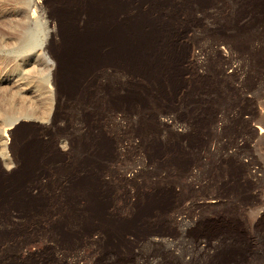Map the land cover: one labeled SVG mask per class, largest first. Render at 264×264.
Returning a JSON list of instances; mask_svg holds the SVG:
<instances>
[{
    "label": "rangeland",
    "instance_id": "rangeland-1",
    "mask_svg": "<svg viewBox=\"0 0 264 264\" xmlns=\"http://www.w3.org/2000/svg\"><path fill=\"white\" fill-rule=\"evenodd\" d=\"M21 2L0 0V264H190L167 251L264 264V0L112 2L141 62L95 63L60 37L71 11L94 27L86 0H40L58 34L55 95L41 58L28 56L36 77L16 76ZM113 67L125 78L106 108L98 85Z\"/></svg>",
    "mask_w": 264,
    "mask_h": 264
},
{
    "label": "bare ground",
    "instance_id": "bare-ground-1",
    "mask_svg": "<svg viewBox=\"0 0 264 264\" xmlns=\"http://www.w3.org/2000/svg\"><path fill=\"white\" fill-rule=\"evenodd\" d=\"M117 1L119 0H86V5L89 6L88 8L95 11L97 13L96 17V22L94 23V27H90L89 24L85 25L88 22V19L90 18L88 15V19H85L84 17H78V15L75 14V12L71 11V13L66 14V17L71 18V29L66 30L64 32L61 30V38L64 40L67 38V41L70 42V46L73 42L79 41L84 42L85 45L82 44V53L85 54L87 57H89L93 62H99L100 58H106V57H111L112 56L117 59L118 61H130L133 60L134 62H141L140 58H137L140 52V49L143 48L144 42L136 38V34L132 32V30H125L123 27H119V23L115 18H111L113 16L112 13V6L111 3H118ZM18 3V2H17ZM119 4V3H118ZM15 6V5H14ZM17 6V5H16ZM119 6V5H117ZM19 7L21 8V11L19 12L18 18L16 19L15 24L11 25L12 27V34L14 35L15 38V44H14V50L17 53L18 57H20V61L18 62L16 68L17 71L15 70L16 76H19V80L21 82L27 81L31 79L30 77L32 74L36 73V69L34 66H32V69L28 68V65L32 62H29L28 56L29 54L32 55L34 58L33 60L36 61V59L41 58L44 60V65L46 66L45 71H44V79L47 83V91L49 90V93H52V95H55V80H54V61L53 58L51 57L49 53V45L53 39V36L56 34L57 29L55 28V25L52 24L49 20V14L47 15V12L40 0H22L20 3ZM16 10V9H15ZM89 10V9H88ZM49 13V12H48ZM115 14V13H114ZM12 16V15H11ZM10 16V17H11ZM16 16V17H17ZM80 16V15H79ZM91 16V15H90ZM114 17V16H113ZM69 21V20H68ZM11 23V22H10ZM63 23V22H62ZM117 23V24H116ZM12 24V23H11ZM70 24V23H69ZM63 26V25H61ZM81 29H80V28ZM8 28V26H7ZM10 28V26H9ZM56 29V31H55ZM120 29V30H119ZM129 29V28H128ZM10 30V29H9ZM8 31V29H7ZM135 32V31H134ZM237 34L238 38H243L244 34L239 32L238 30L234 31ZM67 33L69 35H67ZM246 34V33H245ZM9 35V34H8ZM4 37V36H3ZM10 37V36H9ZM13 37V38H14ZM236 37V38H237ZM12 39V37H11ZM10 40V39H9ZM8 40V41H9ZM60 40V39H59ZM66 41V40H65ZM4 42V41H3ZM74 45V44H72ZM6 46V45H5ZM8 46V45H7ZM66 46V45H65ZM69 46V48H70ZM76 46V45H75ZM72 46V47H75ZM11 47V46H10ZM71 47V50L73 48ZM81 47V46H80ZM65 48V47H64ZM68 48V47H67ZM79 48V47H78ZM52 49V48H51ZM211 49L212 51L218 50V42L214 41L211 44ZM67 50V49H66ZM74 53V52H72ZM81 53V52H80ZM196 56V54H194ZM12 58V56H10ZM15 57V56H14ZM10 58V59H11ZM31 58V57H30ZM113 58V59H114ZM13 59V58H12ZM40 59V60H41ZM88 59V58H87ZM86 59V60H87ZM32 60V61H33ZM39 60V61H40ZM72 60V59H71ZM74 60V59H73ZM85 60V61H86ZM91 60V61H92ZM14 61V60H13ZM58 61V60H57ZM90 61V62H91ZM42 62V61H41ZM82 62V61H80ZM13 63V62H12ZM39 63V62H38ZM76 63V62H75ZM15 64V65H16ZM36 64V62H35ZM41 65V64H40ZM77 65V64H76ZM90 65V64H89ZM13 66V65H12ZM43 67V66H41ZM57 68V67H56ZM9 69V68H8ZM54 69V70H53ZM225 69V68H224ZM221 69L219 73L221 75H224L225 70ZM42 71V70H41ZM8 73V72H7ZM38 73V72H37ZM41 73V72H40ZM72 73V72H71ZM102 73V79L101 83L98 85V91H102V95L99 97H102V100L106 102V105L103 106H110V100L114 99V95H116V87L118 86L119 79L121 77L125 78L124 74H120L115 67L112 69L105 68L101 71ZM42 75V74H41ZM14 77V76H13ZM36 77V74H35ZM38 77V76H37ZM226 77V76H225ZM12 78V77H11ZM18 78V77H17ZM13 79V78H12ZM15 79V78H14ZM9 80V79H7ZM33 80V79H32ZM126 80V79H125ZM14 81V80H12ZM31 81V80H30ZM41 82V81H40ZM36 83V82H34ZM57 83V82H56ZM15 84V81H14ZM23 84V83H22ZM20 85H18V89L20 88ZM37 85V84H36ZM112 86V95L111 92H108V88ZM26 87V86H25ZM39 87V86H38ZM57 87V86H56ZM12 88V87H11ZM29 88V87H28ZM35 88V87H33ZM15 89V88H14ZM17 89V88H16ZM23 89V88H22ZM31 89V87H30ZM38 89V88H37ZM36 89V90H37ZM40 90V89H39ZM58 90V89H57ZM96 90V89H95ZM18 91V90H17ZM16 91V92H17ZM27 91V90H26ZM35 91V90H34ZM38 91V90H37ZM36 91V92H37ZM15 92V93H16ZM24 92V91H23ZM32 92V91H31ZM40 92V91H38ZM33 93V92H32ZM59 93V92H58ZM61 93V92H60ZM96 93V92H95ZM98 93V92H97ZM110 93V94H109ZM30 94V93H29ZM31 95V94H30ZM63 96V95H62ZM48 98V97H47ZM28 99V98H27ZM26 99V100H27ZM101 99V98H99ZM151 99V98H150ZM25 100V99H24ZM51 102L48 100V102ZM92 101L93 98H92ZM100 101V100H99ZM54 102V101H53ZM96 103V102H95ZM99 103V102H97ZM102 105V104H101ZM96 106V104H95ZM94 106V107H95ZM50 107V105H49ZM90 107V106H89ZM100 107V106H99ZM98 107V108H99ZM112 107V106H111ZM92 108V107H90ZM105 108V107H104ZM22 109V108H21ZM93 109V108H92ZM96 109V108H95ZM50 110V109H49ZM88 110V109H87ZM104 110V109H103ZM19 111V110H17ZM28 112V111H27ZM50 112V111H49ZM107 112V111H106ZM25 113V112H23ZM22 114V111H21ZM26 114V113H25ZM32 114V113H31ZM47 114V112H46ZM52 114V113H51ZM50 114V115H51ZM16 115V114H15ZM18 115V114H17ZM48 115V114H47ZM47 120L49 119L48 117ZM49 115V116H50ZM19 116V115H18ZM28 116V115H27ZM35 117V115H34ZM37 117V116H36ZM21 118H17V120ZM137 120V119H136ZM136 120H134L136 122ZM120 119H117L118 123ZM133 118H130V123L134 122ZM20 122V121H19ZM16 123V122H15ZM77 123V122H76ZM77 125V124H76ZM79 126V125H78ZM216 127V126H214ZM217 128V127H216ZM76 129V128H75ZM77 130V129H76ZM80 130V129H79ZM77 132V131H76ZM6 133V130H5ZM83 133V132H81ZM8 135V134H7ZM80 135V132H79ZM6 136V135H5ZM78 136V135H77ZM82 137V136H81ZM6 138V137H5ZM71 138V137H70ZM8 139V138H7ZM92 139V138H91ZM4 145L3 149L1 150L0 154V160L3 162H8L7 160H10V153L8 151V141L4 140ZM71 146V145H70ZM11 147V146H10ZM13 147V146H12ZM79 147V146H78ZM92 148V146H91ZM10 150V148H9ZM12 151V150H11ZM10 151V152H11ZM69 154V153H68ZM76 155V154H75ZM81 155V154H79ZM82 156V155H81ZM71 157V155H70ZM76 157V156H75ZM78 157V155H77ZM80 157V156H79ZM78 157V158H79ZM13 159V158H12ZM13 161V160H12ZM9 163V162H8ZM17 163V162H16ZM13 164V162H12ZM10 165V164H8ZM69 170V169H68ZM62 190V189H61ZM87 203V202H86ZM132 204V201H131ZM134 204V203H133ZM83 206V205H82ZM80 206V207H82ZM130 206V205H129ZM131 207V206H130ZM84 208V207H83ZM130 209V208H129ZM132 209V208H131ZM134 209V208H133ZM69 211V210H68ZM72 211V210H71ZM80 211V210H79ZM131 211V210H130ZM133 211V210H132ZM82 212V211H81ZM86 212V211H85ZM135 212V211H134ZM79 213V212H78ZM123 213V212H122ZM127 213V212H126ZM77 214V213H76ZM122 215V214H121ZM126 215V214H125ZM191 216V215H190ZM127 218V217H126ZM185 220V219H184ZM184 220L180 221L177 220L175 221V225L182 227L184 224ZM74 222V221H73ZM81 222V221H80ZM76 224V223H75ZM75 226H73L74 229ZM77 228V227H76ZM72 229V228H71ZM102 231V230H101ZM99 231V232H101ZM98 232V233H99ZM201 246V245H200ZM203 246H201L202 248ZM215 247V246H214ZM201 250V249H200ZM31 251V250H30ZM40 252V251H39ZM213 252V251H212ZM235 252V251H234ZM25 253V252H24ZM98 253V252H97ZM233 251H218L217 255L214 253H207L206 251H167V255L171 261L172 260H178V259H183L185 262L188 263H196V264H208L206 263L209 259H214L212 264H221V262L227 263L229 262L228 260L234 258ZM105 255V254H104ZM236 255V254H235ZM248 255V254H247ZM112 255H108L109 258H111ZM241 256V255H240ZM118 257V256H117ZM243 257V256H242ZM241 257V259H242ZM246 257V256H245ZM104 258V257H103ZM102 258V259H103ZM149 256L148 255H138L136 259L128 264H147ZM60 259V258H59ZM114 259V258H113ZM233 260V259H232ZM244 260V259H242ZM241 260V261H242ZM56 261V260H55ZM62 261V260H61ZM64 261V260H63ZM81 261V260H80ZM87 261V260H86ZM104 261V260H103ZM110 261V260H109ZM112 261V260H111ZM130 261V260H129ZM227 261V262H226ZM250 261V260H249ZM69 262V261H68ZM231 262V261H230ZM247 262V261H246ZM56 264V262H55ZM110 264V263H108ZM187 264V263H186Z\"/></svg>",
    "mask_w": 264,
    "mask_h": 264
}]
</instances>
